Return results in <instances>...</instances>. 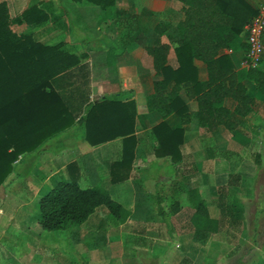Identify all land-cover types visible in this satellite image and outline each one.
Segmentation results:
<instances>
[{
  "label": "crops",
  "instance_id": "crops-1",
  "mask_svg": "<svg viewBox=\"0 0 264 264\" xmlns=\"http://www.w3.org/2000/svg\"><path fill=\"white\" fill-rule=\"evenodd\" d=\"M247 1L255 9L264 2ZM0 2L7 3L11 19L38 4L48 12L49 19L30 25L11 22L12 31L18 36H31L44 45L61 44L60 50L79 57L76 68L53 81V87L74 109V122L39 146L37 150L43 156H39L41 163L33 172L37 178H45L43 182L39 179L38 185L51 182L53 178L74 177L84 188L100 186L131 212L127 221L109 219L102 227L105 234L115 237L118 251L100 259L89 258L88 264H145V257L158 264H170L176 250L181 248H189L193 264H217L223 259V244L235 243L237 233L264 226L261 201L264 188L258 193L261 185L264 186V168L262 176L259 172V160L264 155V83L261 87H253L255 106L246 116L236 117L238 125L233 130L220 126L208 131L201 127L197 118L198 103L188 97L189 119L186 122L177 113L163 116L157 110L147 109L148 96L155 92L154 82L160 77L155 73L153 57L145 46L157 40L176 45L175 26L163 35L156 33L155 27L161 22L177 23L182 6L179 1L147 0L145 5L142 1L130 0L127 4L126 0H115L108 6L87 0ZM145 7L152 13L151 32L145 31ZM76 26L85 37L76 36ZM243 35L246 39L245 33ZM86 40L90 44H84ZM173 47L170 58L175 62ZM225 52L231 54L236 69L245 68L242 62L246 52ZM261 69L264 71V58ZM199 70L200 78L205 79V67ZM248 86L252 83L248 82ZM181 92L185 98V92ZM103 97L119 101L114 108L123 123L110 130L112 125L106 122L112 116L111 110L97 113L95 122L105 125L101 131L103 136H117L100 141L101 135H98L93 141L87 137L83 119L89 105ZM163 121L173 129L179 128L170 136L171 147H179L172 149L174 158L171 154H157L159 139L155 127ZM68 130L72 131L71 137H64ZM51 142L63 148L53 152L49 149ZM256 142L261 147L255 145ZM27 155L30 157V154L19 156L14 163L15 171L0 187L25 182L23 168L18 165L24 164ZM190 189L199 191L212 218L222 220L220 232L196 237L190 223L195 211L188 194ZM4 195L0 193V200L6 201L8 206L13 200H27L19 193L16 198L11 193ZM21 208L25 210L26 204ZM152 214L156 217L155 223L147 217ZM92 216L83 222L84 226H95ZM108 218L115 219L111 214ZM136 224L141 232L138 235L144 238L135 243ZM167 229L172 234L162 236L161 232ZM186 231L192 233L191 239L184 234ZM161 247L167 248L165 254L158 252ZM183 264L190 263L184 261Z\"/></svg>",
  "mask_w": 264,
  "mask_h": 264
},
{
  "label": "trees",
  "instance_id": "trees-1",
  "mask_svg": "<svg viewBox=\"0 0 264 264\" xmlns=\"http://www.w3.org/2000/svg\"><path fill=\"white\" fill-rule=\"evenodd\" d=\"M83 1V0H74ZM101 6L113 5L115 0H87ZM181 16L175 25L161 22L156 33L163 35L173 26L178 33L172 42L157 40L146 45L153 57L154 69L160 79L154 82L155 92L147 99V109L157 110L163 116L177 113L186 122L189 119V99L198 103L199 125L208 131L225 126L237 127L236 117L249 114L256 102L255 88L264 83V71L236 69L231 54L246 52L245 25L257 14L247 0H177ZM49 19L48 12L38 4L27 8L11 19L6 2H0V186L14 169L21 154L35 152L48 139L73 124L74 109L65 97L53 87L60 74L76 68L79 57L60 50L61 44L44 45L31 36H18L10 28L15 23H42ZM175 52V62L170 53ZM204 66L205 79L199 68ZM248 82L252 86H248ZM253 87H255L253 89ZM185 92V98L182 92ZM113 97H103L88 107L85 121L87 137L101 135L104 123H96L97 113L111 110L107 125L123 123L115 112ZM116 113V114H114ZM179 128H171L166 121L155 127L159 139L158 155H172L170 136ZM126 129H123L125 131ZM168 131V134L167 132ZM128 139V138H127ZM174 158V155H172ZM72 167V164L69 165ZM195 211L190 223L197 238L220 232L222 220L212 218L197 189L188 190ZM106 206L121 223L131 212L116 201L110 192L100 186L84 188L74 178L52 180L49 189L38 204L39 223L47 230H59L67 223H83L99 206ZM224 205V203H223Z\"/></svg>",
  "mask_w": 264,
  "mask_h": 264
},
{
  "label": "rangeland",
  "instance_id": "rangeland-1",
  "mask_svg": "<svg viewBox=\"0 0 264 264\" xmlns=\"http://www.w3.org/2000/svg\"><path fill=\"white\" fill-rule=\"evenodd\" d=\"M53 1L59 2L60 0ZM64 1L68 2L69 0ZM126 1V3L129 4L130 0ZM136 1H142L145 5L147 3V0ZM144 19L145 31L151 32L152 13L146 7ZM76 36L78 38L85 37L79 26H76ZM83 43L90 44L87 40ZM64 132L65 131H63V133ZM71 132V130L65 132L64 137H71ZM255 145L261 147L258 142H256ZM62 148L63 147H56V144L52 142L51 147H49L53 152L55 149L60 150ZM39 156H43L39 153V150L31 152L30 157L29 155H27V157L25 156L23 160L24 164L18 165L23 168L22 174L25 177V182L23 184L0 187L2 196L11 193V195L16 198V194L19 193L24 199L27 198L26 201L23 199L13 200L12 204L9 206L6 205V201H2L3 199L0 200V264H88L89 258L94 260L102 257L104 258L106 255H110V253L115 254L118 251V243L113 235L109 233L105 234L102 227L104 223L106 224L110 221L109 219H113L112 221L114 222H116L117 219L108 218L111 213L104 205L99 206L97 210L91 214L93 215L92 217H94L92 223L95 224V226L89 227L88 224V226H84L83 223L76 224L69 222L62 229L47 230L40 225L38 204L42 195L51 186L52 181H48L47 183L39 182L41 184L38 185L37 181L39 179H41L42 182L45 179L42 176L40 178L34 176L33 171L35 170V166L41 163ZM246 158L250 159L251 157L246 156ZM259 164V172L262 176L264 155L261 160H259ZM14 171L15 168L13 169V172ZM261 186L258 193H262L261 190H263L264 186ZM262 194H264V192ZM261 201L263 206L262 209L264 210V198ZM25 204L26 209L24 210L21 207ZM98 210L99 212L94 215ZM147 217L150 219L152 218V223L156 222L154 220V218H156L154 214L147 215ZM185 218L187 219V217ZM137 225L138 224L135 226L136 235H133L135 243L139 242V239L144 238L138 235L141 232L138 230ZM171 234L169 229L165 232H161L162 236H169ZM176 234H178V232H176ZM184 234L189 236V239L193 237L192 233L189 231L184 232ZM236 238L237 241L233 244H223V259L217 264L264 263V226L255 231L247 229L241 233H237ZM157 250L164 254L167 252V248L165 247L158 248ZM191 257L192 255L189 252V248L177 249L174 259L170 258L173 259L170 261V264H183L184 261L193 264L194 260H192ZM143 259L146 261L145 264H158L150 258L145 257ZM137 264H139V262Z\"/></svg>",
  "mask_w": 264,
  "mask_h": 264
},
{
  "label": "built area",
  "instance_id": "built-area-1",
  "mask_svg": "<svg viewBox=\"0 0 264 264\" xmlns=\"http://www.w3.org/2000/svg\"><path fill=\"white\" fill-rule=\"evenodd\" d=\"M257 10V14L245 25L248 49L242 64L247 69L259 68L264 58V2Z\"/></svg>",
  "mask_w": 264,
  "mask_h": 264
}]
</instances>
